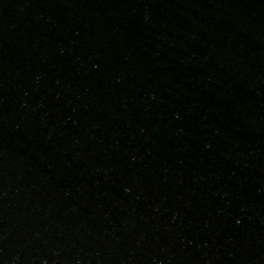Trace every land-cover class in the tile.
<instances>
[{
	"label": "water",
	"instance_id": "obj_1",
	"mask_svg": "<svg viewBox=\"0 0 264 264\" xmlns=\"http://www.w3.org/2000/svg\"><path fill=\"white\" fill-rule=\"evenodd\" d=\"M0 264H264V0H0Z\"/></svg>",
	"mask_w": 264,
	"mask_h": 264
}]
</instances>
